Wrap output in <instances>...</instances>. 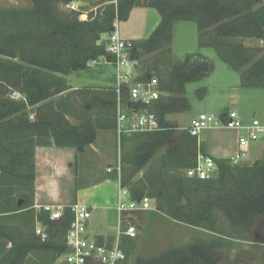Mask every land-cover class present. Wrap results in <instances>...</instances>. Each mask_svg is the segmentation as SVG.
I'll return each instance as SVG.
<instances>
[{
  "label": "trees",
  "instance_id": "obj_1",
  "mask_svg": "<svg viewBox=\"0 0 264 264\" xmlns=\"http://www.w3.org/2000/svg\"><path fill=\"white\" fill-rule=\"evenodd\" d=\"M71 1L31 0L28 8H0V264H53L65 251L69 209L54 221L43 209H33L35 148L73 147L76 154L82 153L94 141L96 128L112 120L111 115L104 118V105L99 106L100 114L92 116L85 98L89 87L73 91L84 99L78 109L73 107L67 77L89 72L86 64L92 58L104 55L111 60L102 35L111 31L115 19H126L133 7L142 4V0H116L81 19L79 10L65 7ZM146 1L157 9L160 20L148 38L132 42L131 58L137 61L135 70L142 72L136 80L159 75L160 64L169 66L166 79L155 77L162 94L150 107L161 129L123 135L121 144L130 147L120 155L119 174L114 169L107 178L118 179L131 199L153 198L156 210L185 224L214 232L221 229L216 224L219 212L232 233L245 232L249 239L260 226L264 236V138L261 156L252 163L214 157L213 177L190 178L183 172L195 164L196 137L177 133L167 118L189 108L184 86L214 69L213 61L200 53L173 59L169 44L180 20L197 24L199 47L214 48L225 64L240 73L242 87L264 88L262 0ZM246 39L263 45L247 46ZM149 54L154 68L145 64ZM13 90L24 94L25 100L13 99ZM123 98L127 100L126 95ZM35 221L47 226L46 241L35 234ZM221 244L199 238L156 256L129 260L135 244L122 241L125 264H215L214 251Z\"/></svg>",
  "mask_w": 264,
  "mask_h": 264
},
{
  "label": "rangeland",
  "instance_id": "obj_2",
  "mask_svg": "<svg viewBox=\"0 0 264 264\" xmlns=\"http://www.w3.org/2000/svg\"><path fill=\"white\" fill-rule=\"evenodd\" d=\"M110 2H113V0H76V8L84 15L81 19H85V17H89L91 13L95 14L101 7ZM262 2L264 4V0ZM31 5V0H0V8H28ZM159 20L160 14L157 9L147 6V1L142 0L140 6H135L131 9L126 19L118 20L117 28L121 38L135 43L148 38ZM102 37L105 39L106 34H103ZM245 45L262 47L263 42L256 39H246ZM169 49L174 60H181L189 53H200L211 59L214 64V69L210 75L199 81L187 83L184 86L183 95L188 99L189 108L182 112L167 115V118L176 125L177 133L185 132L191 125V121L201 113L219 117L220 114L227 110L236 109L242 120H251L254 117L264 120V88L242 87L240 85V73L225 64L219 58L214 48L199 47L198 28L194 21L180 20L174 24ZM152 56L153 54L146 56V59L149 61L145 64L148 67L154 68ZM141 65L143 66V63ZM158 70L160 71L159 75L153 74V76L166 79L169 66L160 64ZM99 73H105L110 78L113 75V70L109 66H102L91 68L89 72L85 73H73L70 75V83L73 86H78L80 89L89 87L85 98L90 101L93 95L99 91L91 89L96 84L88 80ZM72 95H77L80 97V100H84L77 93L73 92ZM90 112L95 115L100 112V109L92 103ZM103 112L105 113H103L105 118L111 115V118L114 119L116 111H114L112 103L108 102V104L104 105ZM70 121L72 122L71 119ZM207 134H210L211 142H215L216 139L222 142L224 146L222 152L224 154L229 155L233 152L236 143L235 132L228 130H210L207 132L206 130L200 135V138L206 139ZM105 136V132H99V138H103L101 145L104 146L108 155L107 157L98 155L99 157L97 158V156L88 155L87 153L80 155L78 184L89 180L88 177L92 175L108 172V168L112 171L113 167H117L118 163L121 165L119 155L128 149L130 145H121L120 148L115 146V148L107 150V146L111 145V142ZM254 143L255 148L250 158L244 160L247 164L252 163L256 158L255 155L259 154L261 142L258 140ZM183 173L185 174V172ZM140 174L141 172L136 177ZM107 190L105 192L107 194L110 193L111 190ZM216 215V224L221 229L217 228L213 232L204 227L180 222L156 209L130 212V215L126 216L122 221L123 227L130 223L136 230V236L131 240L135 244V247L129 260L134 257L146 258L156 256L164 250L177 248L203 238L204 240L215 239L222 242L221 246L214 251L215 264H264V236L261 235V227L257 226L254 230V237H249L248 239L245 232L232 233L222 214L217 212ZM117 219L115 210L94 208L92 209L89 221V232L94 234L104 233L107 230L114 231L118 223ZM228 241L231 242L229 243ZM257 242L262 244L255 245ZM53 264H61L60 258L58 257Z\"/></svg>",
  "mask_w": 264,
  "mask_h": 264
},
{
  "label": "built area",
  "instance_id": "obj_3",
  "mask_svg": "<svg viewBox=\"0 0 264 264\" xmlns=\"http://www.w3.org/2000/svg\"><path fill=\"white\" fill-rule=\"evenodd\" d=\"M113 3H116V0H113ZM65 7L77 10L76 0L69 2ZM81 17H84L82 13ZM117 22L118 20L115 19L113 28L103 39L105 50L111 60L100 55L90 59L86 65L92 68L101 64H112L115 68L114 89L117 96L115 132L119 142L126 134L161 129L157 115L150 107L162 93L158 89V81L155 77L136 80L141 72L135 70L137 61L131 58L133 43L121 38ZM124 95L127 97L126 101H124ZM218 125L237 131L238 152L230 158L233 163H240L250 158V145L264 138V122L254 117L250 122L244 123L236 109L227 110L219 117L212 114H199L186 129L191 136L196 137L195 164L185 170L187 177L208 179L215 175L217 168L214 157L202 150L200 135L211 126ZM116 169L119 173V163ZM107 171L109 172L110 168ZM66 208L69 209L71 217L64 234L66 249L59 255L61 264H125L127 254L122 247V241L124 238L132 240L136 236V230L132 224L128 223L123 227L122 220L119 218L114 231L91 234L88 226L92 208L88 205L75 202L67 207L44 206L43 210L48 212L49 220L54 221L62 217ZM114 208L121 215L123 212L155 209V204L154 199L148 196L131 199L128 190L123 188L118 192ZM35 234L41 241H46L47 226L41 221L37 222Z\"/></svg>",
  "mask_w": 264,
  "mask_h": 264
},
{
  "label": "crops",
  "instance_id": "obj_4",
  "mask_svg": "<svg viewBox=\"0 0 264 264\" xmlns=\"http://www.w3.org/2000/svg\"><path fill=\"white\" fill-rule=\"evenodd\" d=\"M110 67L113 70V75L109 78L105 73H99L95 77L89 79L91 83L96 85L91 88L96 92L95 95L90 100V103L94 104L99 108L101 105H106L108 102L112 103L114 99V111H116V92H115V68L112 64H101L92 68L99 67ZM68 83L71 88L67 91H75L79 89L78 86H73L70 83V75L67 77ZM65 92H63L64 94ZM12 98L15 100H25V95L19 91L13 90ZM82 102L80 97L77 95H71V103L75 108H79V103ZM74 112V109H72ZM224 113V112H223ZM92 114V113H91ZM100 112L93 117H96ZM106 116V115H105ZM30 119L34 118V114L29 115ZM72 120V123L76 122V119L72 116H67ZM105 118V117H104ZM244 123L250 122V119H243ZM264 121V120H261ZM104 123L109 126H100L96 128L95 139L92 143L85 146V150L82 153L76 154V151L73 147H58V146H38L35 148L34 160H35V172H34V206L33 209L35 212H38L40 209H43L44 206H63L67 207L68 205L79 202L85 205H88L92 209L100 208L103 210H115L114 205L117 200V195L119 190L123 189L119 186L118 179H109L107 178V173H99V175H92L89 180H85L83 183L78 184V169H79V158L80 155L88 154L92 156L101 155L107 157L106 150L104 146L101 145L102 139L99 138V132H105L106 138L110 139V144L107 146V150L119 147L121 144V139L118 142L115 126H116V113L114 119L108 122L105 120ZM111 123V124H110ZM212 130H228L236 133V143L233 148V152L227 155L222 152L224 146L221 141L216 139L215 142L210 141V134H207L206 139H201L202 150L212 155L213 157L219 158H231L238 152L237 145V131L234 129L226 128L224 126H211L208 131ZM187 132V131H185ZM103 136V135H102ZM215 140V139H214ZM260 151L259 154L255 157L259 158L262 153V140H260ZM117 144V145H116ZM128 143H125L126 145ZM101 145V148H100ZM255 143L253 142L250 145V155L255 148ZM232 149V148H231ZM215 152V153H214ZM99 155V156H98ZM120 158V155H119ZM255 158V159H256ZM108 159V158H107ZM116 169V166L112 170ZM117 174L118 171H117ZM141 175V174H140ZM91 178V179H90ZM111 190L110 193H106L105 190ZM126 189V188H124ZM108 191V190H107ZM144 211V210H142ZM117 213V221L124 220L126 216L130 215V212H123L121 215ZM128 214V215H127ZM39 221H35L36 223ZM110 232L109 230L104 233ZM96 233V234H104Z\"/></svg>",
  "mask_w": 264,
  "mask_h": 264
}]
</instances>
